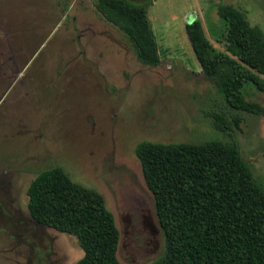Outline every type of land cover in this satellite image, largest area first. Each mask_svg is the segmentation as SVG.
Wrapping results in <instances>:
<instances>
[{
    "label": "rangeland",
    "instance_id": "374dc122",
    "mask_svg": "<svg viewBox=\"0 0 264 264\" xmlns=\"http://www.w3.org/2000/svg\"><path fill=\"white\" fill-rule=\"evenodd\" d=\"M96 2L0 0V264L82 258L73 236L38 225L27 210L29 183L53 167L101 194L119 232L121 264L159 258L164 234L134 151L142 141L236 145L264 190V116L226 106L184 28L198 19L209 42L227 52L217 7L234 6L264 38V0H159L148 19L156 67L136 60ZM252 94L264 107V94ZM219 114L239 116L238 128L216 130Z\"/></svg>",
    "mask_w": 264,
    "mask_h": 264
},
{
    "label": "trees",
    "instance_id": "16d2710c",
    "mask_svg": "<svg viewBox=\"0 0 264 264\" xmlns=\"http://www.w3.org/2000/svg\"><path fill=\"white\" fill-rule=\"evenodd\" d=\"M96 9L125 34L140 64H160L147 5L97 0ZM216 14L227 23L226 49L236 59L209 42L198 19L185 26L205 80L229 109L264 116V107L251 99L253 91L264 94L263 34L230 4L219 5ZM213 118L222 133L241 120ZM134 151L164 234V252L151 264H264V190L236 145L142 141ZM26 194L35 223L77 240L83 255L76 264H121L119 232L97 191L53 167L40 172Z\"/></svg>",
    "mask_w": 264,
    "mask_h": 264
},
{
    "label": "crops",
    "instance_id": "0c3cea01",
    "mask_svg": "<svg viewBox=\"0 0 264 264\" xmlns=\"http://www.w3.org/2000/svg\"><path fill=\"white\" fill-rule=\"evenodd\" d=\"M131 3H133V4H145V5H147V18L148 19H149L150 10L151 9H154V7H156V6H158L160 4L159 3V0H152L151 2L142 0V1H139V2H135L134 1V2H131ZM151 29H152V32L154 34V37H156L152 27H151ZM186 37H187V35H186ZM155 40H156V38H155ZM156 43H157V41H156Z\"/></svg>",
    "mask_w": 264,
    "mask_h": 264
}]
</instances>
